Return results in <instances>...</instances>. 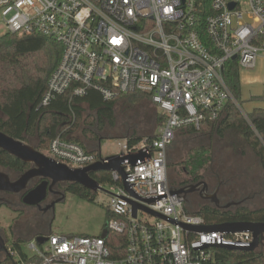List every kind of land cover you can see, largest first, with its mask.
<instances>
[{"label":"built area","instance_id":"2783aa9c","mask_svg":"<svg viewBox=\"0 0 264 264\" xmlns=\"http://www.w3.org/2000/svg\"><path fill=\"white\" fill-rule=\"evenodd\" d=\"M203 1L0 0L7 33L41 35L63 46L40 107L67 92L85 97L94 90L106 101L143 93L164 117L153 137L119 142V155L140 158L122 164L130 191L119 173L109 172L110 217L101 236L51 233L42 245L35 237L29 260L7 246L5 255L16 264H219L218 249L251 248L250 232L197 230L213 225L192 212L168 174V152L182 129L200 130L230 102L238 105L226 63L252 70L264 54V0H210L206 16ZM47 156L72 169L100 159L61 137ZM110 236L117 237V258Z\"/></svg>","mask_w":264,"mask_h":264},{"label":"trees","instance_id":"16d2710c","mask_svg":"<svg viewBox=\"0 0 264 264\" xmlns=\"http://www.w3.org/2000/svg\"><path fill=\"white\" fill-rule=\"evenodd\" d=\"M209 13L210 0H204L203 15L206 16ZM62 54L63 46L60 43L41 35L18 36L6 33L0 36V131L14 139L23 140L41 152L47 151L51 142L58 137L65 141L78 143L88 152L87 141L102 143L108 138L98 133L102 128L97 129L94 126L96 116L100 120L107 117L112 118L117 100L124 96H130L136 101L145 98L150 101L151 99L146 94L135 93L121 95L111 101H106L99 92L91 90L85 97H73L71 92H67L57 96L49 106L40 107L48 81L56 70ZM224 76L235 100L241 105L243 101L238 62H227ZM255 100H262V98L253 97L252 101ZM87 111L89 113L86 115ZM249 118L250 122L243 118L236 104L230 102L219 120L204 123L200 130H196L194 127L182 129L177 137L213 133L223 136L226 132L235 130L254 149L264 166V109H255ZM157 120L158 126L164 123V117L160 114L157 115ZM142 138L144 137L132 136L129 142L132 144ZM97 156L102 158L100 152ZM208 162H210L208 151H198L190 159V165L187 168L191 180L186 183L171 182L172 185L177 187L198 183L201 179L199 172L206 167ZM29 168V165L9 156L0 149V169L13 170L22 174ZM92 177L100 185L112 184L110 173H95L92 174ZM69 192L94 202L95 195L80 186H73ZM193 213L202 216L211 225L233 222L264 223V208L222 212L212 206H204L199 207ZM109 217L107 212L106 219ZM31 235H34L32 239L37 236L34 233ZM115 238L117 237H108V246L112 250L114 258H117L113 244ZM118 238L122 237L118 236ZM6 241L8 244L9 240L6 239ZM25 241L13 239L12 249L16 250L24 259L29 260L30 258L23 250ZM124 248L125 245L121 246V249L124 250ZM216 253L219 264H264L262 249L256 251L218 249ZM0 264H16V262L12 257L5 256L0 260Z\"/></svg>","mask_w":264,"mask_h":264},{"label":"rangeland","instance_id":"374dc122","mask_svg":"<svg viewBox=\"0 0 264 264\" xmlns=\"http://www.w3.org/2000/svg\"><path fill=\"white\" fill-rule=\"evenodd\" d=\"M6 33L7 30L0 18V36ZM261 54L254 69L240 71L243 99L247 100L241 102L242 111L240 112L249 122L250 114L248 113L257 107L264 108V97L262 100L255 101L251 98L264 96V56ZM88 113L87 111L86 115ZM94 126L97 129L102 128L98 131L102 136L109 137L101 144L103 155L113 156L119 152L118 141L129 139L132 136L146 137L156 132V111L146 99L136 101L130 96H124L117 100L112 118L107 117L100 120L96 116ZM202 150L208 151L210 162L199 172L201 177L199 182L208 180L211 188L215 187L217 181L211 177V171L220 169L225 172L226 182L231 190L235 191V201L245 199L241 205L232 208L231 212L238 209L264 208V166L254 149L235 130H230L223 136L215 133L178 136L168 152L170 181L173 183L189 182L191 178L187 173V168L190 165V159ZM43 153L47 155L46 151ZM0 171L6 172L7 170L0 169ZM101 187L103 190L92 192L95 195L94 202L69 194L67 201L57 206L50 228L48 227L50 221L45 222L43 234L101 236L106 224L107 206L110 203V196L107 192L111 191L112 184L106 183ZM190 208L194 212L198 206L192 205ZM34 227H36L34 213L28 218L21 219L19 214L11 208L0 207V230H2L3 238L9 240L8 246H12L13 239L26 240L23 250L26 254L32 255L29 244L34 236L31 235ZM259 249L264 252V248Z\"/></svg>","mask_w":264,"mask_h":264},{"label":"water","instance_id":"95a60500","mask_svg":"<svg viewBox=\"0 0 264 264\" xmlns=\"http://www.w3.org/2000/svg\"><path fill=\"white\" fill-rule=\"evenodd\" d=\"M0 149L6 152L9 156L30 166V168L22 173L20 178L16 181H11L9 174L0 171V192L20 193L27 189L32 179L42 178L45 180L35 190L26 195L24 203L30 206H41V203L46 199L48 195V180H52L54 183H77L90 192L103 190L101 185L92 177V174L100 172L119 173L125 181L124 185L126 189L130 191V187L126 183V174L123 171L122 164L125 161H129L135 165L140 158V156L127 158L122 155H114L100 158L99 161L89 167L72 169L65 164L57 163L55 160L37 150L33 146L25 143L23 140L14 139L2 131H0ZM201 186H204V191L207 190V184H205V182H200L197 185L178 188L175 192L177 194L187 196L190 193L196 192ZM0 203L6 206H11V203L5 199H0ZM211 203L217 207L220 206L219 200L212 199ZM239 205L240 203L235 206ZM136 210L137 207L135 211ZM45 214L46 212L44 211L43 215ZM54 214L55 209H53V216L48 224L49 228L51 227L54 219ZM197 230L222 231L228 234H232L237 231L250 232L253 235V243L251 248L245 249L244 251H256L261 247L264 248V223L233 222L197 228ZM45 235L46 234H39L36 236V240L39 245L45 243ZM4 253H7L6 241L2 236V230H0V255Z\"/></svg>","mask_w":264,"mask_h":264},{"label":"flooded vegetation","instance_id":"af4514ba","mask_svg":"<svg viewBox=\"0 0 264 264\" xmlns=\"http://www.w3.org/2000/svg\"><path fill=\"white\" fill-rule=\"evenodd\" d=\"M7 174L10 175L11 181H16L20 178L22 174L16 173L13 170H7ZM211 177H213L217 184L215 187L211 188L210 182H205L207 184V190L204 191V186H201L196 192L190 193L186 196L187 203L190 207L192 205L199 207H204L210 205L222 212H231L232 208H235L236 204L240 203V205L244 202V198L241 200L235 201V191L231 190L230 185L226 182L225 172L220 169L216 171H211ZM45 180L42 178L32 179L25 191L20 193H9V192H0V199H5L11 203V206H7L15 211L21 219L24 217L28 218L30 214H35L36 227L31 233L35 235L43 234V229L45 228V222L50 221L53 216V209L56 210L57 206L61 203H65L67 201L68 195L71 194L69 192L70 188L73 186H80L77 183H66V182H56L54 183L52 180H48V195L46 199L41 203V206H30L24 203V199L28 193L35 190L39 185H41ZM198 182V183H200ZM198 183H190L183 186H177L178 188H185L190 185H197ZM84 188V187H82ZM85 189V188H84ZM89 191V190H88ZM92 193V192H91ZM212 199L219 200V207L215 206L211 203ZM242 201V202H241ZM1 206H6L0 203ZM46 212L43 215V212ZM236 212V211H235ZM6 241V240H5ZM8 244L6 241V248ZM6 253L0 255V260L2 257H5Z\"/></svg>","mask_w":264,"mask_h":264},{"label":"crops","instance_id":"0c3cea01","mask_svg":"<svg viewBox=\"0 0 264 264\" xmlns=\"http://www.w3.org/2000/svg\"><path fill=\"white\" fill-rule=\"evenodd\" d=\"M262 56H264V55L262 54ZM257 61H258V60H257ZM240 71H241V70H240ZM240 77H241V75H240ZM241 85H242V80H241ZM241 88H242V87H241ZM241 97H242V101H243V102L247 101V100H244V99H243L244 97H243V92H242V91H241ZM253 97H259V98H262V99H263L264 96H253ZM253 97H251V98H253ZM145 99L148 100L147 98H145ZM141 100H142V99H141ZM250 100H251V99H250ZM250 100H249V101H250ZM138 101H140V100H138ZM148 101H149V100H148ZM149 102H150V105L153 106L154 109H155V111H156V121H158V120H157V115H159L160 113H159V111L157 110L156 106L152 103V101L150 100ZM236 106L239 108V110L242 111L241 105L238 104V105H236ZM257 108H261V107H257ZM257 108H255V109H257ZM255 109H254V110H255ZM262 109H264V108H262ZM254 110H253V111H254ZM253 111H252V112H253ZM252 112H251V113H252ZM246 113H247V112H246ZM251 113H248V114H251ZM160 116H161V114H160ZM159 127H160V126H158V124H157L156 132L158 131ZM156 132H155L153 135L146 136V137H153V136L156 134ZM108 138H109V137H108ZM129 139H130V138H129ZM129 139H124V140H128V141H129ZM122 141H123V140H122ZM138 141H139V140H138ZM103 142H104V141H103ZM103 142H102V143H103ZM119 142H120V141H118V143H117V144H118V148H119V152H118L117 155H119V153H120ZM102 143H98V142H88V141H87V142H86V147H87V149H88V152L91 151L90 153H95L96 155L100 152L101 155H102V158H103V157H104V158H105V157H109L108 155H103V153H102V148H101V144H102ZM169 150H170V149H169ZM47 151H48V150H47ZM47 151H46V152H47ZM43 152H45V151H43ZM113 156H114V155H113ZM100 173H102V172H100ZM107 173H109V172H107ZM175 187H176V186H175ZM177 188H178V187H177ZM44 234H45V233H44Z\"/></svg>","mask_w":264,"mask_h":264}]
</instances>
